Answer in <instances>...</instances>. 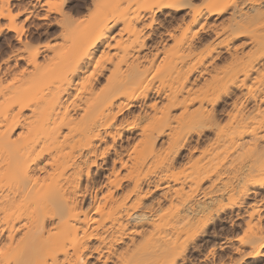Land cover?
<instances>
[{
	"label": "bare ground",
	"instance_id": "obj_1",
	"mask_svg": "<svg viewBox=\"0 0 264 264\" xmlns=\"http://www.w3.org/2000/svg\"><path fill=\"white\" fill-rule=\"evenodd\" d=\"M247 1L0 0V264L263 262L264 0ZM51 15L60 49L29 51ZM208 33L225 44L198 50Z\"/></svg>",
	"mask_w": 264,
	"mask_h": 264
},
{
	"label": "rangeland",
	"instance_id": "obj_2",
	"mask_svg": "<svg viewBox=\"0 0 264 264\" xmlns=\"http://www.w3.org/2000/svg\"><path fill=\"white\" fill-rule=\"evenodd\" d=\"M73 1H76V0H73ZM80 1H82V2H84V1H86L87 2V0H80ZM88 2H89V0H88ZM196 3V5H199L200 4V2H195ZM199 3V4H198ZM261 3H262V0H248L244 5H243V8H242V14L243 15H246V16H248V17H250L251 16V14H252V11H253V9L255 8V7H257V6H260L261 5ZM184 11H181V12H178L177 14H175L174 15V17H172L171 19H169L168 20V22L167 23H165V25L167 26H170V27H176L177 26V24L180 22V21H182V19H184L185 18V16H184V13H183ZM228 14H229V11L227 10V12L224 14V17H227L228 16ZM184 16V17H183ZM53 17H55V15H51L50 17H49V20H45V21H39V20H32L31 21V23H29L28 24V30H27V32H26V37H33L34 38V41H33V43L34 44H32L31 45V48L29 49V51H32L33 49H35L36 47H40V46H42V45H47V44H49V45H51V46H55V49H60L59 48V42L58 41H54L53 40V37H55V35L57 34V31H58V29H57V27L53 24ZM75 19H77V16H76V18ZM158 19L159 20H162V16L159 14L158 15ZM260 22H263V23H259V24H264V20H261ZM48 25H51L50 27H47ZM36 27H38V29H39V31H36L35 30V28ZM82 24L81 25H79L76 29H75V31H74V33H75V35L76 34H79L81 31H82ZM157 27V26H156ZM47 31V36H49V38H46L47 36H44V35H41L40 37L41 38H38V36L40 35V33L41 32H44V31ZM158 31L159 32H157V34L155 35V37L152 39V40H150V42L148 43L150 46L152 45V43H154V42H156L157 41V37H158V33H160L161 31H162V29L161 28H158ZM209 34V33H208ZM203 34L202 35V37H203V40H202V44L200 45V47L198 48V50L199 49H201V51H203V49H207L208 47H209V45L210 44H216L217 43V45L219 44V45H222L221 44V42L223 41H225V40H223V38H218V39H214L213 41L211 40V39H213L212 37V35L211 34ZM247 35H250V36H253L254 35V33H248ZM77 36V35H76ZM8 40H10V38L8 37V34H6V33H3V34H1L0 35V52L2 51V52H4V53H8V51H9V47H7L8 45V43L9 42H6V41H8ZM217 40V41H216ZM216 41V42H215ZM245 41H248V38L247 37H242V38H239L238 40H235L233 43L234 44H236V45H239V44H241V43H247V42H245ZM7 43V44H6ZM225 44V43H224ZM223 44V45H224ZM7 45V46H6ZM222 45V46H223ZM61 46V45H60ZM221 47V46H220ZM244 48H247V46L246 47H244ZM150 49V48H149ZM204 50V51H205ZM220 51H221V53H222V55H221V58L219 59L220 61H216V64L219 66V65H225L224 64V60L226 59V58H228V55H227V53L226 52H224V49L223 48H220L219 49ZM196 76V74L194 75V77ZM193 77V78H194ZM206 77V76H205ZM204 77V78H205ZM100 80H101V78H100ZM202 79H199L198 80V82L196 83V87H199V86H201V84H202ZM17 86V84L15 85H12V84H10V79H6L3 83H2V91L5 89V92H6V94L7 93H9V91H12V90H14V88ZM1 87V86H0ZM5 87V88H4ZM4 92V91H3ZM237 95L238 94V91H235L234 92V95ZM234 95H232V96H230L229 98H226L225 100H224V102H222L220 105H219V107H218V110H222V111H225V110H228L229 108H228V106H229V104L228 103H230V101H232L234 98H235V96ZM224 109V110H223ZM133 111H135V112H137V108H133L132 109ZM205 135L207 136V138L208 137H210L211 136V133L210 132H208V131H206L205 132ZM120 143H122V145H126V142L124 141V139L122 140V142H120ZM111 155H109V156H107L108 157V160L109 159H111V157L113 156V154L112 153H110ZM185 154H186V152H185V150L182 152V158H181V160H184V157L183 156H185ZM111 156V157H110ZM114 157V156H113ZM99 167V168H98ZM98 167H96V168H94V170H97L98 169V174H94V179H93V183L95 184V185H99V183H101L102 181H103V178H102V175L105 173V168H107L108 166H105V165H99ZM97 180V181H96ZM99 182V183H98ZM1 183H3L2 182V180H0V186H2V184ZM156 195V194H155ZM248 203H250V200H245L244 202H243V204H242V206L240 207V208H237V209H234L233 210V212H235V213H240V214H243V212L244 211H246V210H248ZM232 212V211H231ZM228 216V215H227ZM261 217H262V224L264 225V213H262V215H261ZM192 227H196V224L195 225H193ZM211 231H213V229H212V227L211 228H209V232L211 233ZM242 231H243V228L240 226L239 228H236L234 231H232V232H229L228 233V237H230V239H231V241L232 242H230L229 243V246L230 245H234V246H236V244H237V242H235V239H238L239 237H241L242 236ZM214 243V242H213ZM213 243H211V245H213ZM211 245H209V247L211 246ZM208 246V245H207ZM209 247H204L203 249H204V252H205V250L207 251L208 250V248ZM207 248V249H206ZM216 250H217V253H219V251H218V249H217V246H216V248H215ZM203 252V253H204ZM187 256H188V258L191 260V259H193V260H196L197 258H198V256L197 255H195V253H193L192 251H191V249L188 251V253H187ZM195 258V259H194ZM235 258H237V256H235ZM248 262V263H247ZM264 263V260H263V262H258V263H253V262H250V260H247L245 263H243V264H263Z\"/></svg>",
	"mask_w": 264,
	"mask_h": 264
},
{
	"label": "snow or ice",
	"instance_id": "obj_3",
	"mask_svg": "<svg viewBox=\"0 0 264 264\" xmlns=\"http://www.w3.org/2000/svg\"><path fill=\"white\" fill-rule=\"evenodd\" d=\"M12 19H15V17H12Z\"/></svg>",
	"mask_w": 264,
	"mask_h": 264
}]
</instances>
